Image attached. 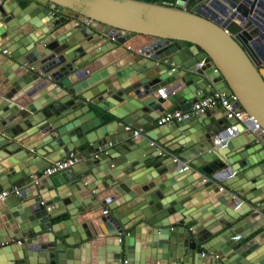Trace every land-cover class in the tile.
Returning a JSON list of instances; mask_svg holds the SVG:
<instances>
[{"label":"water","instance_id":"1","mask_svg":"<svg viewBox=\"0 0 264 264\" xmlns=\"http://www.w3.org/2000/svg\"><path fill=\"white\" fill-rule=\"evenodd\" d=\"M18 1L0 0V190H19L0 201V264H220L219 257L222 264H264L261 131L243 132L220 107L157 127L162 137L124 129L221 92L264 130V68L255 66L238 24L247 9L239 5L234 21L219 25L196 12L195 0ZM129 49L135 55L125 65L118 60ZM92 81L91 93L105 96L93 100L87 90L77 99L62 88ZM87 100L117 105L110 111L116 119L95 116ZM230 124L237 133L216 143ZM167 135L182 136L179 157L199 168L190 185L152 143L169 147L161 141ZM234 138L240 144L232 149ZM116 143L128 149L125 156L114 155L123 153ZM70 152L76 167L44 175ZM140 233L151 235L143 245Z\"/></svg>","mask_w":264,"mask_h":264},{"label":"built area","instance_id":"2","mask_svg":"<svg viewBox=\"0 0 264 264\" xmlns=\"http://www.w3.org/2000/svg\"><path fill=\"white\" fill-rule=\"evenodd\" d=\"M168 5H173L174 2L163 1ZM193 5L196 12L203 14L207 17H214L219 21V25L228 24L230 21H234V14L237 12L239 5L244 6L247 9L246 14L243 16L244 22L240 25L239 31L247 35V44L251 48L253 55L258 61L255 66L264 68V0H195ZM258 39V40H256ZM7 53V50H3ZM49 78H45V82H49ZM235 99L234 96L231 97ZM224 95L221 92H216L211 95H205L204 97L196 100L192 106L187 110L173 109L166 110L157 119L156 124L169 125L170 123L182 120L190 116V114H205L209 109L220 107L224 110L223 114L227 119H235L237 122L243 125V132L255 133L261 131L264 134V130L260 127V124L254 120L244 110L235 106L232 99ZM126 131H131L133 135L138 136L141 134L142 128H133L131 125H126L124 128ZM237 133V125L230 124L217 136L216 143L225 142L228 137L234 136ZM160 153L165 155L164 151L160 149ZM173 161L180 166V171L184 172L188 170L191 165L189 161L182 160L179 156H174ZM76 162L74 152H70L67 157H63L56 161H52L51 164L43 171L44 175L49 176L57 173L64 172L70 169ZM19 193L18 187L14 186L11 189L0 190V201L5 200L11 194ZM108 209H103V214L107 215Z\"/></svg>","mask_w":264,"mask_h":264},{"label":"crops","instance_id":"3","mask_svg":"<svg viewBox=\"0 0 264 264\" xmlns=\"http://www.w3.org/2000/svg\"><path fill=\"white\" fill-rule=\"evenodd\" d=\"M33 1H36V0H19L18 1V4L21 6V7H25V6H27L29 3H31V2H33ZM164 1H170V2H174V0H164ZM193 6V5H192ZM59 15L60 14H63V13H58ZM71 19H73L72 18V16H68V20H71ZM79 24H81V23H79ZM27 27V26H26ZM82 27L83 28H86V27H90V26H88V25H86V24H83L82 25ZM91 28V27H90ZM92 29V28H91ZM93 30V32L94 33H99L98 31L99 30H97V29H92ZM109 39H107V41H108ZM188 44V43H187ZM189 45V44H188ZM121 46L122 45H120L119 43H118V47L119 48H121ZM3 52V51H2ZM8 52H9V50L7 51V53L6 54H8ZM4 53V52H3ZM128 54L129 55H127V56H125V57H121L118 61H124V63H125V65H126V61H129L131 58H132V54H134L135 55V53L134 52H131V50L129 49L128 50ZM120 56V55H119ZM9 57H10V59H12V57L9 55ZM14 59V58H13ZM117 59V57H115L113 60H116ZM9 62H10V60H9ZM122 66V65H121ZM54 69V68H53ZM111 76V75H110ZM46 78H49L50 80H49V82L48 83H50V82H52V80H51V78H50V76L49 75H47V76H45ZM88 78V77H87ZM115 80L116 79V76L115 75H113L112 76V78H111V80ZM55 83H58V82H55ZM75 83H77V82H75ZM98 83V81L97 82H95V81H92L91 83L89 82V83H87V82H80L79 83V85H84L83 87H80V86H74L72 83L70 84V85H68L67 87H64V86H62V88L64 89V90H66L68 93H70L72 96H74V97H76L77 99H82V97L80 96V92H85V91H87V90H89V91H87L88 93H91V90H92V88L93 87H95V85ZM74 87L75 88H77V90L78 91H74ZM94 89V88H93ZM94 93H91V96H93V100H96V99H100L101 97H103V96H105L106 95V93H103V94H99V95H97L96 97L93 95ZM95 97V98H94ZM88 104L89 105V110H93L94 112H95V116H98V115H102V114H104L106 117H107V121L109 122V121H113L114 119H116L115 118V116L114 115H112V113L110 112V111H114V110H116V107H117V105H113V104H109V103H106V104H108L109 105V108H108V106L107 107H105V108H101V107H98L96 104H94L93 102H92V100H87L86 102H85V104ZM210 110H212V109H209V111ZM155 120H153V121H151V122H148L147 124H146V126H143L142 127V131H141V134L140 135H138V136H136V137H140V138H143V136H145V134H147V132H149L151 129H155L153 132H155V137H162V134L161 133H159V131L156 129L157 127H159V125H157V124H155L156 123V121L154 122ZM128 125V124H127ZM162 126V125H161ZM126 131V130H125ZM113 133H116V130H114L113 131ZM25 133L24 132H22V133H20V134H18L17 136H15V137H19V136H21V135H24ZM240 135V134H239ZM238 135V136H239ZM133 136H135V135H133ZM169 137H171V135L170 136H165V137H163V138H161V141H166V145H169V147H165V145H163L162 143H158V140H153L152 141V143H154V144H158V148H156L157 150L159 149H162V151H164V153H166V154H169V155H171L172 156V158L174 157V156H180V153H182L183 152V150H184V148L182 147V145H180L179 143H177V142H175L176 140H178V139H181L182 138V136H178V137H176V138H173V139H171L170 141H167V139L169 138ZM173 137V136H172ZM170 139V138H169ZM186 139H188L187 137H185L184 139H182L181 141H184V140H186ZM11 142H13V139H9ZM26 141H27V139H26ZM257 142H260L259 141V138H256V141H255V143H257ZM237 144H240L239 143V141H238V139L237 138H234V139H232V141H231V147H232V149L233 148H235V146L237 145ZM263 144V147H264V143H262ZM115 145H118L117 147H119V148H121V146L119 145V143H116ZM112 146H114V145H111V147ZM240 146V145H239ZM241 147V146H240ZM258 147V146H257ZM19 149H22V151H23V149H24V147L23 146H20L19 147ZM122 150H121V152H123L121 155L118 153V152H115L114 153V155L115 156H125L126 154L125 153H127V151H128V149H126V148H121ZM157 150H155L154 152H153V154H156L157 153ZM263 150V149H262ZM1 151V150H0ZM42 152H45V151H43V150H41ZM136 151H139V153H137V154H139L138 155V157H142L143 156V154H144V152L146 151H144V149L142 148V147H139L138 148V150H136ZM248 151H254V148H250ZM21 152V151H20ZM102 152V151H101ZM132 152H135V151H132ZM131 152V153H132ZM263 152V151H262ZM261 152V153H262ZM75 153V152H74ZM258 153H260V152H258ZM45 154L47 155V157H51L52 156V154H49L48 152H45ZM255 155H257L256 153L255 154H252V156H255ZM22 158H20V160H23V159H25V162H28V158L29 157H31V155H29V157H28V155L26 154V155H22L21 156ZM43 157V156H42ZM236 157H239V156H236ZM116 158V157H115ZM134 158H137V156L135 155L134 156ZM156 158H158V156H156ZM181 158V157H180ZM182 160H186V159H183V158H181ZM36 160V159H35ZM192 160V157H190L187 161H189V163H190V165H191V167L188 169V170H186V171H184V172H182V174L183 175H185L186 176V184L187 185H190L191 184V182H190V180H193L194 178H197V176H198V171L197 170H199V168H196V167H194L192 164H191V161ZM31 161H33V159L31 160ZM166 161H167V163L170 165V166H172L173 167V163H174V161H173V159H166ZM83 162H81V164H82ZM235 165L237 166L238 165V163H235ZM75 167H76V162H75ZM256 167H258V166H256ZM86 168V167H85ZM79 172V171H78ZM58 174H60V175H62V174H65L64 172L63 173H58ZM165 175H171V173L170 172H167L166 174H164V176ZM66 176L67 177H69L67 174H66ZM75 177V176H74ZM77 178L79 177V176H76ZM209 179V178H208ZM210 180V179H209ZM211 182H215L216 180H210ZM241 181H244V180H241ZM238 182H240V181H238ZM237 182V183H238ZM246 185H243V187L244 186H246V189H248V187L249 186H251V185H253V183L251 182V181H249L248 180V182H246L245 183ZM64 186V185H63ZM63 186H61V188H63ZM73 187H74V185H72ZM214 185H212L211 187H213ZM218 186H220V183L218 182ZM65 188H63V191L64 192H68L69 193V189L66 187V186H64ZM215 187V186H214ZM34 189H31V192L33 191ZM33 193V192H32ZM50 193H52V195L54 196V195H56V193H55V191L54 190H51L50 191ZM31 194V193H30ZM70 194V193H69ZM211 196H212V194H211ZM72 198H73V196H71ZM205 199H202L201 200V202H203ZM30 200H26L25 202H24V204L25 203H27V202H29ZM68 206H73V204H69ZM102 208L103 209H108L109 210V212H110V209H109V207H108V204H103L102 205ZM192 208L194 209V206H192ZM60 219V218H59ZM58 220V219H57ZM170 221H171V219H170ZM159 224H163V223H166V221H164V220H160V222H158ZM194 222H190V223H188V224H186L185 226H186V229L187 228H189L192 224H193ZM171 226V225H170ZM102 227L105 229V226L102 224ZM147 228H150V227H148L147 226ZM189 230V229H188ZM259 231H261V230H258L257 232H259ZM57 238V237H56ZM150 238H151V235H148V234H146V233H140L139 234V244L141 243L142 245L143 244H145V242H147V241H149L150 240ZM205 253V252H204ZM211 258H213V255H211L210 256ZM225 259V257H219V258H217V262L218 263H220V264H222V260H224Z\"/></svg>","mask_w":264,"mask_h":264},{"label":"trees","instance_id":"4","mask_svg":"<svg viewBox=\"0 0 264 264\" xmlns=\"http://www.w3.org/2000/svg\"><path fill=\"white\" fill-rule=\"evenodd\" d=\"M148 1L161 3V2H163L164 0H148Z\"/></svg>","mask_w":264,"mask_h":264},{"label":"bare ground","instance_id":"5","mask_svg":"<svg viewBox=\"0 0 264 264\" xmlns=\"http://www.w3.org/2000/svg\"><path fill=\"white\" fill-rule=\"evenodd\" d=\"M156 121V120H155ZM264 251V250H263Z\"/></svg>","mask_w":264,"mask_h":264}]
</instances>
